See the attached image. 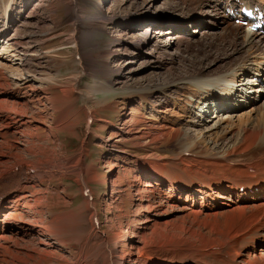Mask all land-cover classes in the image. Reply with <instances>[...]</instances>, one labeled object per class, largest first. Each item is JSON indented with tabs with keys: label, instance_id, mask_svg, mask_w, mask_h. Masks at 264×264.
<instances>
[{
	"label": "rangeland",
	"instance_id": "rangeland-1",
	"mask_svg": "<svg viewBox=\"0 0 264 264\" xmlns=\"http://www.w3.org/2000/svg\"><path fill=\"white\" fill-rule=\"evenodd\" d=\"M68 1L0 0V26L4 21V12L2 11L9 5L10 32L14 33L15 37L25 39L28 37V41L35 46L36 52L34 51L30 59V69L36 76L32 87L35 91L44 90L47 95V98L42 102L30 100L28 94L31 93L32 96V90L27 88L30 83L24 84V81H19L16 78L12 82L9 68L6 66L3 70L7 83L2 82L4 85L0 87L2 96L0 101L3 99L2 101H6L9 106L19 105L18 107L22 108L27 116L33 117L34 115L35 118H38L40 115L42 118V121L31 120L29 126L22 128L24 133L32 134V138H26L22 134V136L14 134L15 138L9 135L11 141L17 139L13 146L20 147L16 148V152L18 150L17 153L20 157L23 156V160L9 165L10 167L5 168L4 171L15 170L16 165L25 167V171L28 172L26 178L29 177L34 181L31 186L29 185V188H32L33 192L38 191L34 194L42 197L41 202H43V198L48 199L47 217L61 214L63 211H74L75 222L78 226L82 217H84L83 226H94L91 218H95L98 221L99 232L111 234L118 232L117 235H123L126 232L125 228L133 227L131 221L139 219L144 213L136 212L134 209L137 200L129 186L133 180L132 169L135 161L150 157V155H155L164 161L167 160L168 163L187 155L195 158H207L213 155L211 153L221 151L224 145L222 140L232 134L234 142L237 138L236 134L244 125L243 121L247 122V127L252 128L250 125L253 121L249 122L253 115L249 111L253 105L256 106L259 103L250 105L248 101L255 98L252 88H256L255 84L259 81L250 76L253 73L254 75L259 74L258 78L264 80V75H262L264 74V63H258V68L250 64L247 66V63L245 67L237 70L240 75L235 79L242 78L243 81L240 82L242 85L234 86L237 91L230 96L229 102L228 100L224 102L225 106L232 104L229 105L232 106L231 108L218 110L215 108L216 100L213 99L208 101V104L205 103L204 107V104L200 105L204 110H201L200 107L194 109L196 99L192 96L195 91L197 92L198 87H195V84L201 86L197 76L207 73V76L215 77L226 73L222 71L223 69L218 68L216 61L224 57L230 58L229 49L234 43V37L229 33V30L224 28V26L231 28L228 26L230 21L227 17L226 20L229 22L225 23L222 22L221 16H216L213 12L208 13L209 16L196 14L193 19L194 23L188 25L180 21L179 30L177 32L172 30L169 34L168 26L175 20H180L185 15L192 16L195 13L193 8L196 7V1L190 4L188 0H74V4L71 3V6L67 5ZM152 1L153 3H151ZM72 12H76L79 16L77 21L70 19ZM110 16L115 19L119 17L120 20L117 21L119 23H110L105 20V17ZM126 16H130L131 19L134 16L136 20L142 17L141 20H148V22L158 20L162 23L163 27L160 29H157L156 26L151 27L152 42L157 43L158 46L156 50L148 44L143 50L144 55L132 51L131 45L129 46L132 37H142L144 30L140 29V26L124 24L123 18ZM240 25L243 30L245 25ZM154 30L158 31L154 32ZM74 35H78L79 39L76 40L79 42L74 40ZM134 41L135 39L132 40L133 44ZM7 64L9 65V63ZM235 64H239V62L237 61ZM13 67H16L15 64ZM229 70L228 74H233L230 68ZM192 78L195 81H191ZM16 81L17 83H15ZM8 83L9 85H7ZM173 83L174 85L179 84L178 86H181L182 89L167 90ZM166 84L168 85L166 86ZM214 88H216L215 85ZM17 90L20 92L18 93L19 97H22L20 99L10 96L13 92L17 93ZM260 91L262 92V90ZM79 93L88 97L86 102L90 111L86 112L89 114L87 116L83 112L76 116L75 110L69 109L71 98H76L74 109L82 105ZM34 94L42 97L40 92ZM156 95H159L160 99L162 98L161 101L155 99ZM245 95L249 97L246 98ZM245 101L247 102L244 103ZM155 102L157 110L151 109V104H155ZM132 108L136 113L133 117L134 121L144 117L148 122L157 120L165 127L164 134H160L157 138L159 140L155 139L149 144L138 145L139 141L133 139L131 135H121L123 131H120V128L124 126V121L127 118H131L127 115ZM66 109L69 114L66 113L63 117ZM89 116L91 120L86 125ZM59 117L64 119V122L74 118L79 122L74 129L68 127L54 129L52 124L54 121L60 120ZM25 128L28 130L26 131ZM193 141L198 144L197 147L191 145ZM31 144L33 146L39 144L41 147L48 146V149L54 151L53 158H58L59 161L69 159L68 164L80 167L79 172L84 173L83 180L80 182L74 177L66 175L61 179L52 177L39 181L29 175L32 170L28 169L24 162L26 157L30 160V158H39L40 156H44V158L52 156L49 150H46L47 152L45 151L43 155H39L35 147H31ZM25 145L32 148L35 155L30 156L23 153L22 147ZM54 162L57 163V161ZM174 169L176 170L177 166ZM5 173L7 172H3V174ZM112 180H114L113 185ZM85 188L88 190V196H92L91 200L81 193ZM228 203L231 204V202ZM79 207L83 210L82 212ZM41 208L40 210L44 211L42 204ZM249 215L250 211L243 213L235 230L240 228ZM177 217L179 215L171 217L164 215L157 222L169 223L175 221ZM231 218L230 214L217 216V219L224 223L222 224L223 228L229 224ZM142 221L139 223L140 225L137 224L136 228L134 226L140 233L143 232L142 227L147 224ZM176 221L174 223H177ZM33 240L30 242L27 237L21 239L26 246L33 247L35 243L34 245L38 248L43 247L35 239ZM40 240L46 243L51 239L42 236ZM158 241L162 242V240ZM78 247V244L71 242L66 243L63 248L61 246L51 247L50 250L60 257L68 258L72 263L78 253ZM210 248L218 253L217 246ZM240 248L238 245L237 249L241 250ZM219 253L223 255V253ZM213 258L215 261L218 260L217 255ZM54 262L55 264H64V262H56V260L50 263L54 264Z\"/></svg>",
	"mask_w": 264,
	"mask_h": 264
},
{
	"label": "bare ground",
	"instance_id": "bare-ground-1",
	"mask_svg": "<svg viewBox=\"0 0 264 264\" xmlns=\"http://www.w3.org/2000/svg\"><path fill=\"white\" fill-rule=\"evenodd\" d=\"M194 1L197 3L193 8L195 13L192 16L185 15L180 20L178 19L179 21L175 20L168 26V30H170L168 33L170 34L172 30L177 32L180 21L188 25L194 23L193 19L196 14L206 16L213 12L214 15L221 16L222 22L230 21L228 24L230 29L224 26L234 37V43L229 49L230 58L224 57L218 61L215 60L218 63L216 64L218 68L223 69L222 71L226 73L215 77L207 76V73L199 74L197 77L200 79L198 82L201 86L195 84V87L198 86L197 92L195 91L192 96L196 99L194 109L200 107L202 110L205 103L208 104V101L215 99L220 102H216L215 108L227 110L232 106L227 103L228 106L224 105L225 96L229 94L228 97H230L235 94L237 88L234 86L242 85L240 83L243 81L242 78L235 79L240 75L237 70L245 67L247 63V66L255 65L256 68H258V63H264V30L260 28L254 30L250 24H247L243 30L241 29L240 24L234 20L238 19V15L234 12L236 0H188V3L193 4ZM250 1L244 0L246 4H249ZM73 2L74 0H69L67 5L71 6ZM257 4H259V12H262L261 18L264 19V0H259ZM2 12H4V21L0 26V87L4 85L2 82L7 83L3 71L7 66L12 82L16 78L19 81H24V84L30 83L27 88L32 90V96L30 93L28 98L42 102L47 98L45 91H35L32 87L36 76L30 69V59L35 51V46L28 41V37L26 39L15 37L16 35L10 32L9 5ZM252 13L248 11L244 17L249 19ZM226 17L229 21L226 20ZM78 18L76 12L70 13L71 20L77 21ZM135 18L134 16L132 19L130 16L123 18L124 24L140 26V29L144 30L142 37H132L129 43L130 48L142 55H144L143 50L148 44L156 50L158 46L157 43L152 42L151 27L156 26L157 29H160L163 27L162 23L158 20L149 22L141 20L142 17L138 20ZM105 20L116 23L120 18L115 19L110 16L105 17ZM5 26L7 27L5 28ZM157 31L154 30V32ZM219 35L221 36V34ZM77 36L74 35V40L79 39ZM134 39L133 44L132 40ZM237 61L239 64H235ZM14 64L16 67H13ZM229 68L233 71L231 75L228 74ZM14 75L17 77L13 78ZM258 76L259 74L254 75V73L250 76L259 81V83L254 81L257 83L256 88H252L255 98L253 97V100L249 101L252 105L259 103L256 106L253 105L249 111L253 115L249 122L253 121L250 125L252 128L247 127V122L243 121L244 125L236 134L237 138L234 142L233 134L222 140L224 145L221 151L210 152L213 155L207 158L199 157L200 159L189 155L182 156L183 158L179 157L177 161L173 160L174 162L169 163L155 155L135 161L132 169L133 180L129 186L137 200L134 209L136 212L144 213L139 219L131 221L133 227L125 228L126 232L123 235H117L118 232L117 234L99 232L98 228L94 226L85 227L82 225L84 221L82 216L78 226L75 222L74 211H63L61 214L47 217L48 199L43 198V202H41L42 197L34 194L37 190L33 192L32 188H29V185L31 186L34 181L29 177L26 178L28 175L21 179L18 169L4 171L5 168L19 162L18 160H23L22 153V157H20L17 153L18 150L16 152V148L20 147L13 146L17 139L11 141L10 136L15 138V135L20 134V136L25 135L26 138H32V134L24 133L22 128L29 126L31 120L42 121V118L37 113L38 118H35L34 115L33 117L27 116L26 112L24 113L22 108L18 107L19 105L10 103L12 106H9L2 99L0 101V217L2 216L0 219V264H51L53 260L64 262V264H264V80ZM191 81H195V79L192 78ZM178 85L173 83L167 90L182 89ZM35 92L42 93V97L34 94ZM134 92L136 93L135 90ZM18 93L20 92L17 90V93L9 94L15 99H20L21 96L19 97ZM22 94L24 95V93ZM78 95L82 105H77V109H74L76 98H71L69 109L75 110L76 116L83 113L87 115L86 112L90 111L86 102L88 97L82 93ZM0 97H2L1 93ZM155 99L161 101L162 98L160 99L159 95H156ZM221 105L222 108H220ZM156 106V102L152 103L151 109H156ZM66 113L69 114L67 109L64 110L63 117ZM135 114L132 108L127 115L131 118H127L124 121V126L120 128V131H123L121 135H131L133 139L139 141L138 145L149 144L155 139L159 140L157 138L160 134H164L165 127L157 120L148 122L144 117L134 121ZM63 120L60 118V120L54 121L53 128L74 129L79 122L76 118L67 122ZM190 124L193 125V123ZM48 128L50 129L49 126ZM177 131L179 132V130ZM48 141L47 139V143ZM191 145L197 147L198 144L193 141ZM31 147H35L39 155H43L46 150H49L52 155L48 158H44V156L30 158V160L25 158V164L28 169L32 170V173L30 172L32 177L43 181L52 177L61 179L62 176L70 175L80 182L83 180L84 173L79 172L80 167L68 164L69 159L60 158V161L58 158L54 159V151L48 149V146L41 147L39 144L34 146L31 144ZM31 149L27 145L22 147L23 153L30 156L34 154ZM53 159L57 163L52 161ZM175 166H177L176 170ZM249 168L251 169L249 170ZM3 172L7 173L3 174ZM239 187H242L244 191L240 193ZM41 204L44 211L40 210ZM79 210L83 211L80 207ZM246 211H250V215L240 225V228L235 230L236 224ZM228 214L232 215V218L229 224L223 228L222 224L224 223H221L217 216ZM164 215L169 217L179 215L177 221L175 220L177 223H174L175 221L158 223L157 220L159 221ZM140 219L143 220V223H147L142 227L143 232L141 233L135 229L141 222ZM42 236H47L51 240L46 243L42 242L40 240ZM24 237L29 238L30 242L35 239L44 248H38L34 245L35 243H32L33 247L26 246L25 242L21 241ZM158 240H162V242ZM71 242L79 246L78 253L74 257L75 261L72 263L68 258L60 257L50 250L51 247L61 246L63 248L66 243ZM238 245L241 250L237 249ZM181 246L183 247L179 249ZM211 246H217L218 253L214 252L210 248ZM215 255L218 257L217 261L213 258Z\"/></svg>",
	"mask_w": 264,
	"mask_h": 264
}]
</instances>
